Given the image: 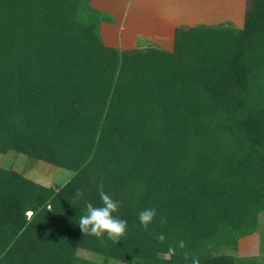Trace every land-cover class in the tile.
Instances as JSON below:
<instances>
[{
    "label": "trees",
    "instance_id": "1",
    "mask_svg": "<svg viewBox=\"0 0 264 264\" xmlns=\"http://www.w3.org/2000/svg\"><path fill=\"white\" fill-rule=\"evenodd\" d=\"M82 2L0 0V150L74 173L54 188L0 167V264H73L80 247L126 264H235L264 209V0L242 28L177 27L172 51L105 45ZM101 178L128 224L116 243L78 225L86 202L101 205Z\"/></svg>",
    "mask_w": 264,
    "mask_h": 264
},
{
    "label": "rangeland",
    "instance_id": "2",
    "mask_svg": "<svg viewBox=\"0 0 264 264\" xmlns=\"http://www.w3.org/2000/svg\"><path fill=\"white\" fill-rule=\"evenodd\" d=\"M190 1H187V4L186 2H184V6L181 7V9L184 8V10L179 12L180 16L182 17V19L179 20L181 26H193L196 24L217 25L227 22L228 24L242 28L244 27L245 22V12L247 9L252 7L251 0H227L225 4L223 0ZM89 6L90 5L88 3V0H83V2L79 5V16L83 20H87L90 15V12L88 10ZM94 11L100 18L111 21L109 12L106 13L104 11H97L95 9ZM143 42H145L146 44ZM173 45L174 36L172 41L164 42L160 45L154 41L148 42L144 40L139 41L133 45L122 44V46H115V48L121 51H132L135 49L145 50L148 48L164 47L163 49L172 51ZM0 167L15 171L34 182L43 184L45 186H52L54 188L63 186L67 181L70 180V178L74 174L73 171L60 167L53 162L34 157L24 151H19L14 148L0 150ZM30 215L31 211H28L27 217H30ZM249 235L248 239L251 238L250 240L252 243V247L254 246L255 251L257 250V253L253 251L251 252V254H256L251 256L249 251H247L246 254L241 255V253L238 252L240 250L237 244V249L233 252L235 255V264H264V209L260 210L258 213V224L256 230ZM258 244L259 247L258 249H256ZM223 248L218 247L213 248V250L215 252L230 251L227 248L226 250ZM75 251V260L72 261L73 264H104L105 262L106 264H126L124 261L116 259L114 257H109L106 260L104 253L97 252L96 250L93 251L80 247Z\"/></svg>",
    "mask_w": 264,
    "mask_h": 264
},
{
    "label": "crops",
    "instance_id": "3",
    "mask_svg": "<svg viewBox=\"0 0 264 264\" xmlns=\"http://www.w3.org/2000/svg\"><path fill=\"white\" fill-rule=\"evenodd\" d=\"M187 1L190 0H88V3L97 11L110 13L111 21L100 18L99 34L104 44L118 47L144 40L159 45L172 41L175 29L181 26L179 20L182 17L179 12L184 10L181 7ZM223 1L224 4L227 2ZM248 235L240 238L238 252L242 255L249 251L253 256L257 250L252 247ZM258 247L259 244L256 249ZM253 251L256 253L251 254Z\"/></svg>",
    "mask_w": 264,
    "mask_h": 264
},
{
    "label": "clouds",
    "instance_id": "4",
    "mask_svg": "<svg viewBox=\"0 0 264 264\" xmlns=\"http://www.w3.org/2000/svg\"><path fill=\"white\" fill-rule=\"evenodd\" d=\"M99 198L101 200L100 206H94L91 202H86L85 213L79 217L78 225L84 235L95 236L101 242H103L105 235L109 240L116 243L122 240L128 230V224L126 220L120 219L115 213H118L121 207V202L114 200L113 197L105 191L103 178L96 185ZM85 197V193L77 189L74 199L80 200ZM157 213L153 208H146L139 212V223L144 231L149 230V226L153 223ZM165 219L161 218V223H164ZM156 239L163 243L165 236L159 234ZM178 247L180 249L185 248V242L179 241ZM177 254L176 246H168L167 257L170 259ZM185 260L190 258L188 252L184 253ZM191 264H200L199 257L191 256Z\"/></svg>",
    "mask_w": 264,
    "mask_h": 264
},
{
    "label": "bare ground",
    "instance_id": "5",
    "mask_svg": "<svg viewBox=\"0 0 264 264\" xmlns=\"http://www.w3.org/2000/svg\"><path fill=\"white\" fill-rule=\"evenodd\" d=\"M210 3V2H209ZM207 5V4H206ZM229 6V5H228ZM238 6V5H237ZM217 8V7H216ZM219 10V9H218ZM206 11V10H205ZM222 12V11H221Z\"/></svg>",
    "mask_w": 264,
    "mask_h": 264
}]
</instances>
